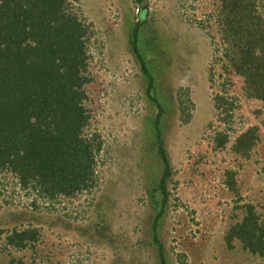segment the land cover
Here are the masks:
<instances>
[{
	"label": "rangeland",
	"instance_id": "rangeland-1",
	"mask_svg": "<svg viewBox=\"0 0 264 264\" xmlns=\"http://www.w3.org/2000/svg\"><path fill=\"white\" fill-rule=\"evenodd\" d=\"M69 2L88 31L81 91L83 136L100 146L94 179L47 199L0 172V264H264V250L247 248L237 227L250 204L264 223V79L251 62L236 69L241 60L219 33L220 0ZM255 3L264 20V0ZM136 29L157 91L134 50ZM151 94L164 107L161 140ZM218 97L229 112L216 109ZM247 133L254 143L239 152ZM29 228L37 241L8 244Z\"/></svg>",
	"mask_w": 264,
	"mask_h": 264
},
{
	"label": "trees",
	"instance_id": "trees-1",
	"mask_svg": "<svg viewBox=\"0 0 264 264\" xmlns=\"http://www.w3.org/2000/svg\"><path fill=\"white\" fill-rule=\"evenodd\" d=\"M220 2L219 33L236 53L233 62L241 60V67L237 64L236 69L243 74L244 66L251 62L256 65L254 75L264 79V20L256 16L255 0ZM87 32L69 0H0V172L17 174L24 188L47 199L70 196L89 187L94 179L95 153L100 146L83 136L89 119L81 91L87 81ZM136 34L137 29L134 50L150 89L157 91L155 76L139 51ZM151 98L160 110L156 128L161 140L164 107L153 94ZM224 98L218 97L215 107L229 112V102ZM217 136L218 146H227L229 137ZM251 143L254 139L248 133L241 136L237 151L248 152ZM161 149L166 164L160 185L165 203L171 172ZM249 206L253 211L238 223V232L247 248L261 253L264 223L259 224L256 206ZM39 235L35 228L15 229L7 237L8 244L20 250L37 241ZM254 237L262 239L263 245ZM161 257L165 262L163 250Z\"/></svg>",
	"mask_w": 264,
	"mask_h": 264
}]
</instances>
